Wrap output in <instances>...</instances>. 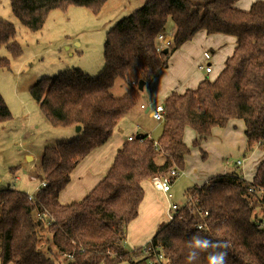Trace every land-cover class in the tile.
I'll use <instances>...</instances> for the list:
<instances>
[{
    "label": "trees",
    "instance_id": "trees-1",
    "mask_svg": "<svg viewBox=\"0 0 264 264\" xmlns=\"http://www.w3.org/2000/svg\"><path fill=\"white\" fill-rule=\"evenodd\" d=\"M106 1L10 0L13 14L33 31L42 28L53 9L76 5L98 12ZM144 1L107 32L98 76L68 68L31 86L32 97L52 125H80L82 130L79 137L44 148L40 180L45 185L32 193L34 198L16 188H0V264H212L222 251L227 252L226 264H264V158L251 180L233 170L187 188L186 196L196 207L187 206L183 217L160 225L145 246L125 248L127 227L144 198L142 182L185 169L191 152L187 128L195 133L193 145L201 148L214 127L241 119L248 140L245 152L253 145L264 152V0H255L246 10L237 6L239 0ZM169 19L174 24L172 44L158 49V35ZM200 31L236 39L218 76L205 78L195 89L172 91L163 101L158 138L142 133L126 141L105 177L84 198L62 203L59 195L77 164L106 143L141 100L142 91L132 82H150L168 66L170 51ZM15 35V25L0 18V45L18 56L22 49ZM0 66L8 67L9 59L1 58ZM117 80L128 85L120 96L113 93ZM11 118L0 93V123ZM204 211L208 214L202 217ZM200 222L206 226L197 229ZM45 230L46 249L41 247ZM197 238L212 243L197 246ZM57 255L65 260L59 262Z\"/></svg>",
    "mask_w": 264,
    "mask_h": 264
},
{
    "label": "rangeland",
    "instance_id": "rangeland-1",
    "mask_svg": "<svg viewBox=\"0 0 264 264\" xmlns=\"http://www.w3.org/2000/svg\"><path fill=\"white\" fill-rule=\"evenodd\" d=\"M144 2V0H107L98 12L86 6L76 5H69L66 9H53L48 13L42 28L33 31L24 26L13 14L10 0H0V18H5L15 25V40L22 49L20 55L13 56L6 45H0V59H9L8 67L0 66V93L12 113L10 120L0 123V188L11 187L27 193L34 192L41 183L40 165L44 148L71 140L80 134L76 132V127L52 125L32 97L31 86L41 78L54 77L68 68H80L91 76H98L104 67L103 51L107 32L118 21L141 8ZM172 24V20L169 19L164 35H168L167 32L171 31ZM172 30L174 31V24ZM171 32L168 36L173 38V32ZM205 67L207 66L204 65L203 68ZM208 67L210 68L208 73H210L212 67L211 65ZM126 88H128L126 83L117 80L113 93L119 96ZM135 88H138V84ZM152 107L148 108L150 114ZM160 123L162 122L149 120L153 138L159 134ZM232 129L235 131H232L234 135L227 138L225 146L211 144L207 148L205 142L213 139L212 132L211 137L209 136L210 138L202 143L203 149L193 145L195 134L192 129L185 134L186 142L191 148L186 158L187 173L181 172L172 182V198L156 190L152 180L146 179L142 182L145 193L139 207L141 208L140 221L137 222L139 224L130 226L131 240L126 241V250L131 251L134 239L141 238L139 232L142 231L143 234L148 235L154 230L150 227L153 217L158 219L162 215L160 224L162 225L168 221L166 207L168 209L173 202L180 205L185 203L187 188L194 186L196 181H201L202 178L193 179L191 176L194 173L197 176L204 175L205 168L201 160L206 158L203 157V151L208 152L209 161L215 162L221 159L229 170L235 168L234 170L243 173L242 166L237 167L235 161L238 158L247 157L256 149L261 150L253 145L251 152L243 154L240 150L241 132L238 128L232 127ZM219 139L223 140V138ZM258 159L260 160L259 156L256 160L259 161ZM161 160V157L157 158V161ZM190 164L194 166L191 169L192 174L189 173V166L187 169V165ZM146 205H150V208H146ZM255 213L258 217L261 215V210L257 209ZM157 230L155 229L154 232L156 233ZM48 235L49 233L45 230L41 241V247L44 249H46ZM145 243L144 246L147 244ZM57 256H59V262L65 260L63 255Z\"/></svg>",
    "mask_w": 264,
    "mask_h": 264
},
{
    "label": "crops",
    "instance_id": "crops-1",
    "mask_svg": "<svg viewBox=\"0 0 264 264\" xmlns=\"http://www.w3.org/2000/svg\"><path fill=\"white\" fill-rule=\"evenodd\" d=\"M254 1L255 0H239L237 2V6L246 10L250 8ZM172 26L171 31L174 32L172 30ZM170 32L168 31L167 34L169 35ZM235 42L236 39L232 35L221 33L207 34L205 31H200L192 38V40L183 44V46H181L179 49L176 51H170L168 66L161 69L150 82L145 83L144 89L141 92V101L127 115L121 118V120L115 126L109 140L103 145L93 149L77 164V166L71 172L70 182L61 191L59 200L66 204L84 198L105 177L109 168L114 162L118 149L124 145L129 136H136L139 133H147L150 137H152V130L149 120L155 119L151 116L148 108L152 107L154 104L163 103L164 99L172 91L184 92L187 89H195L205 78L215 79L224 68L226 59L233 54ZM202 65L207 67L211 65V72L208 73L205 68H200ZM127 90L128 88L123 89L122 94L120 95H123ZM142 104L146 105L145 108H142ZM158 126L159 136L162 131V123H160ZM74 127L75 126L72 128ZM232 127L238 128L241 132L240 150L244 154L247 150L248 140L244 132L245 126L241 119H233L224 127H214L212 130L214 133L213 139L208 141L207 139H209L211 137L210 136L206 139L207 141L205 140V145L207 148L211 146V144L225 146L227 138L231 135H234L232 132L234 131ZM81 130L82 128L80 131L76 132H80L81 134ZM189 130L191 129L187 128L185 134L188 133ZM136 132L137 134H135ZM80 134H77V137H79ZM158 136L154 139H157ZM219 138H223V140ZM259 152L260 154H258ZM205 153L206 155L204 158L206 159L201 160V163L204 164L203 166L205 168V171L203 172L204 175L197 176V174L194 173L191 176L193 179L202 177L201 181H196L195 185H201L217 174H224L235 169L229 170L228 166L224 164V161H221V159L215 160V162L209 161L208 152L205 151ZM257 156L260 157V160L263 159L264 152L256 149L247 157L244 156L243 158H238L242 159V167H240L243 169L244 177L247 180L252 179L257 163L260 161L259 159V161L256 160ZM193 167L194 166H192V164L187 165V169L189 168L188 170L190 174H192L191 169ZM182 172L187 173L186 168ZM150 180L152 179L150 178ZM34 192H30V194ZM163 195L166 196L164 192ZM146 208L149 209L150 205H146ZM140 211L141 208H139L138 216L133 221H131V223L128 225L129 227H127L126 241L131 240L130 234L132 232L130 226H132V224H139L137 222L140 221ZM166 212L167 207L165 209V213ZM161 217L163 216L161 215ZM161 217L158 219L153 217V219H151V229L154 228V230H157V227H159L161 224ZM154 230H152V232H150L148 235L143 234L142 231L139 232L141 238H138L139 240L134 239L132 242L133 248H131V250L138 247H143L145 242L148 243L155 235L153 234L155 233ZM126 247L127 246L125 245V248Z\"/></svg>",
    "mask_w": 264,
    "mask_h": 264
},
{
    "label": "built area",
    "instance_id": "built-area-1",
    "mask_svg": "<svg viewBox=\"0 0 264 264\" xmlns=\"http://www.w3.org/2000/svg\"><path fill=\"white\" fill-rule=\"evenodd\" d=\"M158 41H159V45H158V49H164L166 47H169L172 43V37L168 36V35H164L163 33H160L158 35ZM200 68H203V66H200ZM206 71L209 72L210 68L209 67H205ZM132 85L134 87H137V82L133 81ZM142 107H145L144 105H142ZM152 109V117L159 122H162L164 120V113H165V108L163 103H158L153 105ZM133 136H129L128 140H132ZM236 165L240 166L242 164V159H237L236 160ZM181 174V172L177 169H172L170 171V173L164 177H153L152 179V184L153 187L156 190L162 191L165 194H167V196L169 198H172V193H171V179L172 177H178ZM41 184L45 185V182H42ZM29 198L32 199L34 198L33 194L29 195ZM187 206H193L196 207L195 201L192 197H187L186 201L184 204L180 205L178 203H171L167 209V215H168V221L173 220L175 218H181L185 215V210ZM208 214L207 211L201 212L200 215L202 217L206 216ZM264 225V222L262 223ZM206 226V223H198L196 225L197 229H202Z\"/></svg>",
    "mask_w": 264,
    "mask_h": 264
},
{
    "label": "clouds",
    "instance_id": "clouds-1",
    "mask_svg": "<svg viewBox=\"0 0 264 264\" xmlns=\"http://www.w3.org/2000/svg\"><path fill=\"white\" fill-rule=\"evenodd\" d=\"M196 245L197 246H203V247H208L211 245V241L208 240H201V239H196ZM226 247V246H225ZM195 253L191 254L190 258H194ZM226 257H227V252L226 251H222V252H218V255L212 257V264H226Z\"/></svg>",
    "mask_w": 264,
    "mask_h": 264
},
{
    "label": "water",
    "instance_id": "water-1",
    "mask_svg": "<svg viewBox=\"0 0 264 264\" xmlns=\"http://www.w3.org/2000/svg\"><path fill=\"white\" fill-rule=\"evenodd\" d=\"M164 51L167 52L168 49H165ZM145 83H146V82H145L144 80H140V81H139V84H138V89L142 91V90L144 89ZM75 127H76V130H77V131H80V129H81V126H80V125H77V126H75ZM136 136H137V138H140V137H142L143 135H142V133H139V134H137Z\"/></svg>",
    "mask_w": 264,
    "mask_h": 264
}]
</instances>
